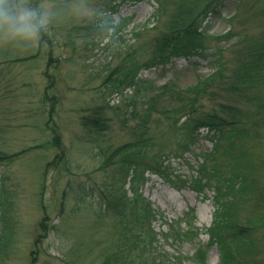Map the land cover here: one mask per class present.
<instances>
[{
  "label": "rangeland",
  "instance_id": "rangeland-1",
  "mask_svg": "<svg viewBox=\"0 0 264 264\" xmlns=\"http://www.w3.org/2000/svg\"><path fill=\"white\" fill-rule=\"evenodd\" d=\"M189 1L159 0L163 9L156 20L158 0H15L18 8L36 11L37 22L41 18L44 21L41 27L45 33L25 36L16 33L8 22L0 24V152L7 156L0 159V264L103 262L101 253L109 239L117 237L112 226L114 216L105 211L103 198L110 183L116 194L121 195L122 189L117 165L104 167L105 157L99 154L98 146L113 148L136 138L134 121H127L128 116L117 107L118 97L103 93L105 81L123 62L125 51L120 47L132 36V27L141 34L136 42L130 39L131 43L152 45L167 31L172 14L183 5L193 4ZM116 4L118 10L112 16L117 21L123 19L115 28L117 32H103L99 44L85 39L81 27L88 25L92 31ZM196 4L201 7L205 2ZM217 8L219 12L210 13L203 23L206 57L179 54L140 74L159 85L173 80L185 89L196 81V74L205 78L214 71L218 58L225 64L223 74L231 75L240 65L242 50L264 39V0H227ZM226 94L225 100L245 104L246 113L259 112L246 117L250 128L263 120L259 134L240 140L234 154L224 157L221 150L211 151L213 140L204 128L192 150L174 153L170 120L159 115L149 131L157 151L170 155L172 164L166 175L147 173L141 191L161 212L153 223L157 231H165L166 220L192 208L197 224L206 228L212 223L216 200L235 194L240 202L234 217L251 228L255 240L254 250L239 253V258L264 264V114L251 108L243 94ZM213 104L210 99L205 107ZM98 105L105 106L109 128L94 140L82 117L91 115ZM54 137L59 138L55 143ZM233 173L251 179L254 191L243 194L233 184L227 190L222 187L229 183L224 181L226 177L239 180ZM207 175L221 177L220 198L214 186L217 182L208 185ZM196 179L203 189L196 187ZM200 239L204 242L208 235L201 234ZM161 246V264H197L190 258L194 251L190 242L164 238ZM219 259V249L214 245L207 264H218Z\"/></svg>",
  "mask_w": 264,
  "mask_h": 264
},
{
  "label": "trees",
  "instance_id": "trees-1",
  "mask_svg": "<svg viewBox=\"0 0 264 264\" xmlns=\"http://www.w3.org/2000/svg\"><path fill=\"white\" fill-rule=\"evenodd\" d=\"M200 1L191 0L187 3H193L192 5H183L179 11L172 14L167 31L154 39L152 45L144 43L136 46L131 43L130 39L136 42L141 34V30L136 32L138 28L132 27L129 30L132 36L127 38L128 41L124 40L120 47V50L123 48L125 51L123 62L109 73L105 81L106 89L103 93L118 97L120 105L117 107L128 116L127 121H134L132 131L136 138L113 148L102 147L100 144L98 146L99 154L105 157L103 166L117 165L122 189V194L118 195L110 183L109 193L103 198L105 211L114 216L112 226L117 237L114 235L109 239L108 246L101 253V264H161L163 259L160 249L164 238L190 242L194 250L190 258L197 264H207L208 252L214 245H217L220 252L218 264H251L239 258V253L254 250L255 240L251 228L240 224L234 217V211L239 209L240 202L235 194H230L229 199L223 201L216 200L212 223L206 228L197 224V215L192 208L176 219L166 220L165 231H157L153 223L161 212L153 207L150 199L141 191L147 180V173L166 175L172 164L170 155H165L163 150L157 151L149 131L151 123L158 122L160 116L170 120V132L174 134L176 144L174 153L178 150H192L193 145L201 138L202 129L205 128L208 129V137L213 140L211 151L221 150L224 157L234 154L235 146L240 140L250 137V134H259L258 126L263 123V120L257 121L250 128V119L246 117H253L254 113L260 115L259 112L246 113L245 104L240 106L232 100H225V96L229 91L243 94L251 108L264 114V39L247 45L242 50L240 65L231 75L223 74L225 64L216 58L214 71L205 75V78L196 74V81L185 89L178 87L173 80L159 85L155 79L140 74L143 69L165 64L179 54L206 57L203 47V23L210 13L219 12L217 6L227 0H203L205 4L201 7L196 4ZM159 3V9H156L154 14L156 20L163 9V3ZM117 10L118 4L112 8L110 15L102 18V22L94 24L90 32L88 25L82 26V36L91 39L93 44H99V39H103V32L114 29L115 34V28L123 21L122 18L117 21L112 16ZM38 32L41 35L45 33L42 27H39ZM120 38L126 39L124 35ZM216 87H219V90H215ZM210 99L215 104L205 107V103L210 102ZM106 102L108 105L109 102ZM104 111L105 106L98 105L91 115L82 117L83 126L94 136V140H99L109 128ZM58 139L54 137L52 141L55 143ZM209 154H205L201 169ZM6 157L0 152V159ZM233 176L238 177L234 173ZM111 178L116 179L114 174ZM206 178L207 184L217 182L214 186L216 195L220 198V184L223 183L221 177L207 175ZM238 179L240 181L235 182L226 177L224 181L229 183L222 187L227 190L233 184V188L240 193L249 194L254 191L252 183H249L251 179L241 176ZM195 183L197 188H204L198 186L201 184L200 180L196 179ZM201 234H207L208 239L203 242L200 239Z\"/></svg>",
  "mask_w": 264,
  "mask_h": 264
},
{
  "label": "clouds",
  "instance_id": "clouds-1",
  "mask_svg": "<svg viewBox=\"0 0 264 264\" xmlns=\"http://www.w3.org/2000/svg\"><path fill=\"white\" fill-rule=\"evenodd\" d=\"M37 15L35 10L18 8L15 0H0V24L10 23L18 34L36 35L44 23L42 18L37 22Z\"/></svg>",
  "mask_w": 264,
  "mask_h": 264
}]
</instances>
